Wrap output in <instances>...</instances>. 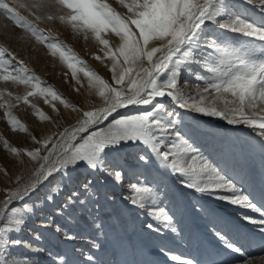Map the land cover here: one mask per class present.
Segmentation results:
<instances>
[{
    "label": "snow or ice",
    "instance_id": "6c2138e0",
    "mask_svg": "<svg viewBox=\"0 0 264 264\" xmlns=\"http://www.w3.org/2000/svg\"><path fill=\"white\" fill-rule=\"evenodd\" d=\"M116 2L127 10L125 14L108 0H0V18L22 33H17V38L34 40L52 57H58L77 85L83 86L78 77L83 73L87 87L101 101L99 107L81 111L29 72L12 51L0 46V82L30 89L23 97L0 91V108L5 109L13 131L27 132V128L8 110L13 105L5 95L26 105L29 97L38 95L45 103L58 101L80 114L74 125L62 131L43 139L33 136L38 145L34 149L21 153L4 142L14 156H26L33 170L23 185L17 181L18 186L0 200V264H42V256L48 264H74V256L82 264H99L94 255L78 249L50 252L42 246L41 231L29 227V221L39 216L41 229L72 243L82 238L73 229L87 220L101 234L103 224L97 216L101 194L93 178L98 174L126 187L122 202L130 211L145 214L148 220L144 227L157 234L163 230L178 233L175 214L165 202L171 190L191 191L195 198L185 212L202 221L216 239L219 251L215 255L223 253L222 259L209 253L206 264H253L231 239L230 225L208 203L226 202L259 213L261 219L247 214H242V219L258 225L264 234V207L258 206L230 174V169L238 166L236 145L217 140L201 144L195 130L185 126V117L178 109L245 126L261 138L259 146L264 154V23L258 25L237 14L233 0ZM240 3L255 7L264 16V0ZM55 21L82 34L85 40L92 37L103 53L94 59L111 62V82L39 27ZM4 28L7 33L8 25ZM110 37L118 38L115 46ZM185 74L201 83L190 87L186 81L181 87ZM31 106L40 121H50L42 110ZM52 109L59 115L55 104ZM127 149L133 151L126 152L125 164L112 167L109 156ZM41 187L46 190L43 196L32 200ZM103 200L112 204L115 197L106 193ZM26 229L31 240L21 238ZM91 247L100 245L91 241ZM160 251L169 255L164 249ZM171 260L175 264H201L176 255ZM260 264H264V257Z\"/></svg>",
    "mask_w": 264,
    "mask_h": 264
},
{
    "label": "rangeland",
    "instance_id": "374dc122",
    "mask_svg": "<svg viewBox=\"0 0 264 264\" xmlns=\"http://www.w3.org/2000/svg\"><path fill=\"white\" fill-rule=\"evenodd\" d=\"M233 2L237 4V14H242L244 18L258 25L264 23V16L255 7L241 5L240 0H233ZM108 3L122 14L127 12L116 0H108ZM23 14L26 15V13ZM6 24L8 25L7 33L4 28ZM39 27L70 47L90 69L111 82L109 71L111 62H101L94 59L95 56L103 57V53L91 36L85 40L82 34L73 33L70 28L61 25L58 21L44 22ZM17 33L22 35L19 30H14L8 21L0 18V46L7 47L17 56L18 60H23L29 72L39 77L44 84L51 86L81 111L101 105L95 91L87 87L88 81L83 73H78L83 86L77 85L72 79L71 72L58 57H52L47 49L34 40L27 37L22 41L19 40ZM110 40L113 46L118 42L116 37H110ZM186 81L190 87L201 83L185 74L180 81L181 87H184ZM29 90L23 85L0 82V91L11 92L13 97H23ZM5 99L13 105L8 110L25 125L27 132L13 131L4 115L5 109L0 108V200L5 199L7 191L18 186L17 181L23 185L33 170V165L26 156H14L5 149L4 142L7 141L9 145L18 148L23 153L25 150L38 147L32 140L33 136L37 139H43L52 133L62 131L64 127L74 125L80 116L78 112L64 108L58 101H52L51 104L45 103V99L38 95L29 97L30 104L27 105L23 101L18 103L7 95H5ZM52 104H55L59 110V115L53 111ZM31 105L42 110L50 117V121H40ZM171 106L174 107V105ZM178 111H181L185 117V126L195 130V138L201 144L217 140L236 145L235 162L238 166L234 171L230 169V174L238 184L243 185L246 193L250 194V198L258 206L264 207V196H262L264 193V154H262L259 146L261 138L245 126L228 125L226 121L217 118L203 117L197 113H185L184 110L179 109ZM236 133L241 134L242 137H239L241 139L234 135ZM131 151L133 150L127 149L124 152L112 153L108 159L109 164L114 168L122 167L125 164L126 152ZM22 159L25 161L24 164L20 163ZM93 178L96 189L101 194V208L97 216L99 222L103 224L102 233L98 235L88 221L83 220L79 227L73 229L82 238L72 243H66L50 230L41 229V217L38 216L34 221H29V227L41 231L44 237L42 246L50 252L55 254L66 252L68 249H78L85 254L94 255L99 264H175L171 260L172 255L183 259L198 260L201 264H206L209 260V253H213L212 258L214 259L223 258L222 252L219 256L215 255L219 251L216 248L218 246L217 241L205 230L203 222L185 212L186 209L190 208L191 202L195 198L191 191L182 189L177 191L175 188L171 190L165 202L169 204L175 214L178 233L163 230L157 234L144 227L148 220L145 214L140 213L138 215L136 210L130 211L120 199L127 190L126 187L118 186L112 178L103 174H98ZM45 191L41 187L37 193L32 195L31 199L41 198ZM106 193L114 195V203L104 202L103 196ZM208 203L215 209L216 214L224 217L223 219L230 225L229 235L231 239L242 248L248 259L252 260L253 264H260V258L264 257V241H262L264 234L259 232L258 225L249 224L242 219V214L261 219L260 214L229 205L226 202L209 200ZM258 236L260 237L258 238ZM21 238L32 239L27 229ZM91 241H95L100 247L92 248ZM32 243L35 244L36 241L33 240ZM161 249L167 251L169 255L162 254ZM41 260L42 264H48L46 256H42ZM73 261L74 264H82L76 256L73 257Z\"/></svg>",
    "mask_w": 264,
    "mask_h": 264
},
{
    "label": "bare ground",
    "instance_id": "6f19581e",
    "mask_svg": "<svg viewBox=\"0 0 264 264\" xmlns=\"http://www.w3.org/2000/svg\"><path fill=\"white\" fill-rule=\"evenodd\" d=\"M259 18V17H258ZM262 19V18H261ZM264 19V18H263ZM230 129H232V128H230ZM241 133V132H240ZM243 133V132H242ZM234 135H236L238 138L241 136V134H238V133H236V134H234ZM232 136V135H231ZM229 137V136H228ZM242 137V136H241ZM232 138V137H231ZM230 138V139H231ZM239 139H241V138H239ZM235 140V139H234ZM237 140V139H236ZM232 141V140H231ZM235 142V141H234ZM238 142V141H237ZM254 185V184H253ZM256 186V185H255ZM263 187V186H262ZM260 189V188H259ZM118 196V195H117ZM259 196V195H258ZM120 199H121V197H120ZM224 218V217H223ZM228 220V219H227ZM232 221V220H231ZM199 222V221H198ZM233 222V221H232ZM201 223V222H200ZM230 223V222H229ZM196 224V223H195ZM197 226V225H196ZM252 226V225H251ZM199 227V226H198ZM242 227V226H241ZM245 227V226H244ZM200 228V227H199ZM248 228V227H247ZM252 229V228H251ZM258 229V228H257ZM204 230V229H203ZM206 230V229H205ZM199 231V230H198ZM201 231V230H200ZM255 231V230H254ZM203 232V231H202ZM200 233V232H199ZM209 233V232H208ZM197 235V234H196ZM201 236V235H200ZM208 236V235H207ZM260 236H258V238H259ZM262 237V236H261ZM264 237V236H263ZM263 237H262V239H263ZM77 241V240H76ZM262 241H264V240H262ZM216 248H218V246L216 247Z\"/></svg>",
    "mask_w": 264,
    "mask_h": 264
}]
</instances>
